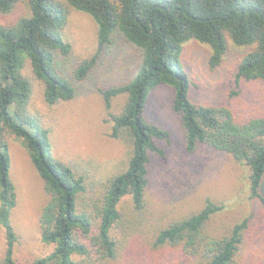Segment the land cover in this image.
<instances>
[{"label": "trees", "instance_id": "obj_1", "mask_svg": "<svg viewBox=\"0 0 264 264\" xmlns=\"http://www.w3.org/2000/svg\"><path fill=\"white\" fill-rule=\"evenodd\" d=\"M19 4L26 13L0 24L1 263L15 264L18 239L11 222L17 196L4 138L11 133L26 148L49 196L39 227L41 241L53 249L31 264H241L242 247H250L242 263L251 264L254 246L264 242V115L193 102L179 58L182 43L195 39L211 47L208 66L214 69L226 52L228 35L234 44L251 48L233 72L234 87L264 81V0H0V15ZM69 7L87 13L97 24L95 52L78 60L72 75L62 67L71 55L63 37ZM120 37L139 49V67L131 78L98 90L110 136L124 132L131 149L123 169L103 189L90 193L82 175L53 158L51 128L30 112L33 80L40 83L46 106L71 100L75 81L87 77L98 54ZM158 84L175 90L172 110L178 115L184 149L193 152L204 144L244 165L248 196L257 209L213 228L214 216L225 205L205 198L197 210L154 223L157 215L150 213L146 194L148 164L151 155L165 156L169 131L147 120L143 111ZM236 93L230 90V95ZM118 95L125 99L113 113Z\"/></svg>", "mask_w": 264, "mask_h": 264}, {"label": "rangeland", "instance_id": "obj_2", "mask_svg": "<svg viewBox=\"0 0 264 264\" xmlns=\"http://www.w3.org/2000/svg\"><path fill=\"white\" fill-rule=\"evenodd\" d=\"M25 13V6L19 4L11 13L0 15V24L13 22ZM96 32L97 24L90 15L68 8L63 37L71 45V55L62 67L69 74L72 75L78 60L94 54ZM226 45L221 62L211 69L208 60L212 51L208 44L195 39L182 43L179 60L189 82L188 97L196 103L228 106L243 114L264 115V81L244 82L238 88L233 85V72L250 46L236 45L228 35ZM139 61V49L120 37L113 47L98 54L87 77L75 81L76 96L53 107L43 103L41 85L33 80L30 112L43 126L51 128L49 141L53 158L67 163L82 175L90 193L103 189L108 179L123 169L131 149L129 137L124 132L117 137L110 136V124L103 121V103L98 89L131 78ZM26 74L30 75L28 65ZM233 88L238 93L230 95ZM174 94L172 86L156 85L150 90L143 111L147 120L169 131V141L163 144L165 156L151 155L148 164L146 194L150 213L157 215L154 223H166L197 210L205 198L225 205L214 216L213 228H220L235 214L253 212L257 205L248 196L244 165L226 152L204 144H199L193 152L184 149L178 115L172 110ZM124 99L123 95L113 98V113L120 110ZM4 138L10 159L9 176L17 196L11 213L18 236L14 262L31 264L35 258L45 256L53 249L51 244L41 241L39 227L40 211L49 196L20 139L11 133H6ZM254 247L257 250L252 252L254 260L251 264L264 261V242ZM4 249V232L0 226V264ZM249 251L250 247L241 248L245 260ZM242 256L241 264L244 262Z\"/></svg>", "mask_w": 264, "mask_h": 264}]
</instances>
